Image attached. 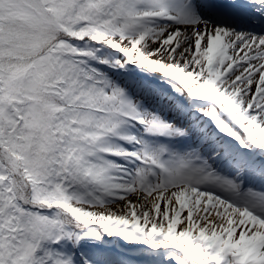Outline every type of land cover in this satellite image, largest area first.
Returning <instances> with one entry per match:
<instances>
[{"label":"snow or ice","instance_id":"1","mask_svg":"<svg viewBox=\"0 0 264 264\" xmlns=\"http://www.w3.org/2000/svg\"><path fill=\"white\" fill-rule=\"evenodd\" d=\"M0 264H264V0H0Z\"/></svg>","mask_w":264,"mask_h":264},{"label":"rangeland","instance_id":"2","mask_svg":"<svg viewBox=\"0 0 264 264\" xmlns=\"http://www.w3.org/2000/svg\"><path fill=\"white\" fill-rule=\"evenodd\" d=\"M185 143H189V141H181L180 145H178V146H182ZM122 205H123V202H120V203L110 204V205H107L105 207L107 208V211H109V212H115L116 214H120V213H118L119 212L118 209L120 208L119 206H122ZM84 210H86V211H99L101 209L99 207L85 206ZM122 245H123V242L118 241L117 238H108L106 240V246L108 248H114L115 250H117L121 253H127V255H129V256L138 255V253H136V252L129 251L127 246H122Z\"/></svg>","mask_w":264,"mask_h":264},{"label":"bare ground","instance_id":"3","mask_svg":"<svg viewBox=\"0 0 264 264\" xmlns=\"http://www.w3.org/2000/svg\"><path fill=\"white\" fill-rule=\"evenodd\" d=\"M120 208L118 209V213H120V214H126L127 213V209L126 208H124V206L122 205V206H119Z\"/></svg>","mask_w":264,"mask_h":264}]
</instances>
